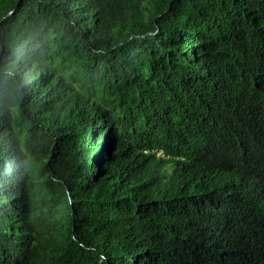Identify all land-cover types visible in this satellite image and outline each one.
Masks as SVG:
<instances>
[{"label":"trees","instance_id":"16d2710c","mask_svg":"<svg viewBox=\"0 0 264 264\" xmlns=\"http://www.w3.org/2000/svg\"><path fill=\"white\" fill-rule=\"evenodd\" d=\"M0 264H264V0H0Z\"/></svg>","mask_w":264,"mask_h":264},{"label":"clouds","instance_id":"9594fccd","mask_svg":"<svg viewBox=\"0 0 264 264\" xmlns=\"http://www.w3.org/2000/svg\"><path fill=\"white\" fill-rule=\"evenodd\" d=\"M27 87V71L23 69V57L16 54L14 58L0 60V92L8 100L9 108L15 106L20 91Z\"/></svg>","mask_w":264,"mask_h":264}]
</instances>
